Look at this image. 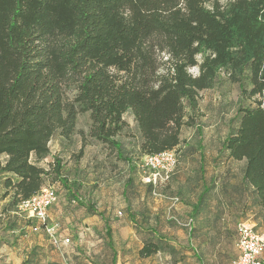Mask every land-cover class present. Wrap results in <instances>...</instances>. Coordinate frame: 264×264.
<instances>
[{"label": "trees", "instance_id": "16d2710c", "mask_svg": "<svg viewBox=\"0 0 264 264\" xmlns=\"http://www.w3.org/2000/svg\"><path fill=\"white\" fill-rule=\"evenodd\" d=\"M222 73L249 106L238 109L221 152L246 162L244 182L264 208V0H0V186L8 210L51 177L70 190L59 158L50 168L41 163L57 135L76 134L81 114L90 115V137L131 171L136 159L181 150L184 128L201 133L203 93ZM128 114L140 139L126 153L119 137ZM84 206L105 220L111 243L109 220ZM151 233L159 242L145 243L140 258L173 251Z\"/></svg>", "mask_w": 264, "mask_h": 264}, {"label": "rangeland", "instance_id": "374dc122", "mask_svg": "<svg viewBox=\"0 0 264 264\" xmlns=\"http://www.w3.org/2000/svg\"><path fill=\"white\" fill-rule=\"evenodd\" d=\"M190 72L194 76L199 73L198 68H192ZM242 106H249V102L242 98L238 84L232 83L227 75L222 73L216 86L203 93L199 121L201 133L196 127L183 129L179 166V174H184L182 179L177 180L176 175L167 185L158 186L155 190L149 187V172L143 168V159H136L131 171L127 163L118 160L114 150L90 137V115H79L76 134L71 139L57 135L50 143L51 156L41 163L43 167L50 168L49 164L59 158L64 166L63 174L72 186L68 190L59 181H53L52 177L46 186L55 188L59 195L52 212L53 227L62 241L69 238L70 242L58 246L45 233H34L30 229L24 230L29 236L24 241L32 242L35 246L43 245L48 251L50 248L62 251L67 258L65 264H213L208 259L215 255V247L220 238L215 236L202 250L201 245L196 242V226L201 221L196 216L181 220L176 215V208L186 202L189 194L186 176L199 171L202 157L207 167L212 168L218 159L220 167H232L230 162L233 161L228 160L226 154L220 153L219 146L222 138L237 128V122L234 120ZM125 119L129 128L119 140L126 153H129L139 142L140 134L133 115L128 114ZM200 136H205V139L199 140ZM5 160L6 157L3 156L0 162L4 163ZM238 168L236 164V173ZM3 193L4 190L0 186V212L6 213L4 208L10 198L4 199ZM236 193L238 205H242L244 213L230 216L232 232H236L238 222L252 221L257 224L258 231L264 234V215L259 213L258 217H252L246 214L249 204L239 201L237 190ZM175 197L181 199L179 204L173 206L172 198ZM85 204H94L112 220V224L118 226L117 230H113L111 243L105 228H98L97 223L91 219L93 214L85 208ZM108 207L111 212L107 210ZM215 207L217 210L220 208L218 204ZM65 210L67 213L62 218ZM173 217H177L180 222L193 218V231L176 224ZM11 218H0V223L2 220L13 222ZM72 222L78 225L75 227ZM200 224L205 236L211 232L216 233L209 225H206L205 229L203 222ZM24 225L30 226L29 223ZM151 230L161 234L173 251L170 249L171 251L161 252L148 259L140 258L139 250L145 243L159 242ZM177 243L178 248L175 245ZM17 244L21 245L20 242ZM37 248L34 251L35 257L43 255L38 253ZM220 251L224 264H233L239 256L235 243H232L228 236H225Z\"/></svg>", "mask_w": 264, "mask_h": 264}, {"label": "crops", "instance_id": "0c3cea01", "mask_svg": "<svg viewBox=\"0 0 264 264\" xmlns=\"http://www.w3.org/2000/svg\"><path fill=\"white\" fill-rule=\"evenodd\" d=\"M225 138L226 137L222 138V142ZM204 139L205 136L199 137V140ZM219 151L220 153L225 154L221 152V144L219 146ZM219 160L220 159H218V162L211 168L207 167L203 162V157L201 158V166L199 168V171L191 174L192 176L189 174L186 176V184L189 190L187 200L185 203H182L176 208V215L181 220H185L189 218V216H196L197 219L201 221L199 222L198 226H196V236H198L196 242L198 245H201L202 250H204L203 247L205 246V244L208 241H211L215 236L218 235V237L220 238L219 243L215 247V255L212 257V259H208L213 264H224L220 255V247L222 246L223 240H225V236H228V239L231 240L232 243L234 242L236 245L237 229L235 230L236 232H232V217L230 216L236 215L237 213H239L240 215L244 213V208L242 207V205L240 207L238 205V195L236 193V190L240 195L239 201L245 204H249V207L246 210L248 211V213L246 214H250V216L252 217H258L259 213L264 215V208L257 205L258 195L255 192L254 187H251L244 182L246 162H237L232 160L233 162H230L232 163V167H220V164H218ZM236 164H238L239 166V168L237 169V173L234 170V166H236ZM179 166L176 173L174 174V176L177 175V180H179V178L182 179L184 175L179 174ZM174 176L172 177V179L174 178ZM178 184L180 183L178 182ZM9 202L10 200L6 202L4 208L6 209V213L0 212V218L5 219V217L7 216L12 217L11 219H13V222H10V220H2L0 223V264H65L67 258L64 256V253L62 251H59L57 249L53 250V248H50V251H48V249L46 247H43V245L35 246L32 242L24 241L25 238L28 239L29 237L26 235L27 232H24V230L30 229L32 231V229L30 226L27 227L26 225H24V223L28 224L25 218L15 215V211L8 210L7 207ZM217 204L220 207L218 210L215 207L217 206ZM53 207L50 209V224L52 226L54 225L52 219ZM97 210L105 215L106 219L109 220V223L113 230L118 229V226L112 224V220L103 211H100L98 208ZM107 210L111 212L110 207H108ZM66 213L67 211L65 210L62 218L65 217L64 215H66ZM175 218L178 219L177 217ZM91 219H93V221L97 223L99 229L105 228L106 233V222L104 219H102V217L93 214V217ZM185 222H187V220ZM202 222L205 229L207 228L205 226L209 225L210 229L214 230L216 233L213 234L211 232L208 236H205L202 233L203 227L200 224ZM249 222L250 221H242L238 222V224L236 225L238 227V225L241 223ZM72 223H74L73 225L75 227L78 225L76 222ZM251 223L249 224L254 226L258 233L262 234L256 228L257 224L252 221ZM18 242H20L21 245H18ZM175 245L177 248L179 247L178 243ZM36 247H38V253H42L43 255H38L37 257H35L34 251ZM198 259L202 261L201 258ZM199 264H203V262H200Z\"/></svg>", "mask_w": 264, "mask_h": 264}, {"label": "built area", "instance_id": "2783aa9c", "mask_svg": "<svg viewBox=\"0 0 264 264\" xmlns=\"http://www.w3.org/2000/svg\"><path fill=\"white\" fill-rule=\"evenodd\" d=\"M180 149L166 151L143 158V168L149 172L148 183L154 188L167 185L176 173L180 163ZM58 191L53 187H45L42 191L29 200L21 202L15 215L25 218L27 221H36L37 225L30 226L34 233L44 232L55 245L69 243L70 239L62 241L56 232V228L50 224V209L58 202ZM173 206L179 204L180 198H172ZM122 213H120L121 215ZM174 222L180 226L193 228L194 220L180 222L175 217ZM236 247L239 256L233 264H264V235L256 231L249 223H241L237 227Z\"/></svg>", "mask_w": 264, "mask_h": 264}]
</instances>
